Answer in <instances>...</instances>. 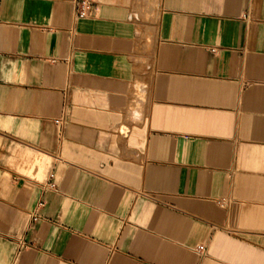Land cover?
Returning <instances> with one entry per match:
<instances>
[{
  "label": "crops",
  "instance_id": "1",
  "mask_svg": "<svg viewBox=\"0 0 264 264\" xmlns=\"http://www.w3.org/2000/svg\"><path fill=\"white\" fill-rule=\"evenodd\" d=\"M93 1L0 0V264H264V0Z\"/></svg>",
  "mask_w": 264,
  "mask_h": 264
},
{
  "label": "built area",
  "instance_id": "2",
  "mask_svg": "<svg viewBox=\"0 0 264 264\" xmlns=\"http://www.w3.org/2000/svg\"><path fill=\"white\" fill-rule=\"evenodd\" d=\"M93 0H75V15L77 18H87L94 13ZM203 248V247H201Z\"/></svg>",
  "mask_w": 264,
  "mask_h": 264
}]
</instances>
